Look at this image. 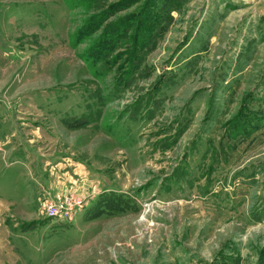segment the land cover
Listing matches in <instances>:
<instances>
[{
    "label": "rangeland",
    "instance_id": "374dc122",
    "mask_svg": "<svg viewBox=\"0 0 264 264\" xmlns=\"http://www.w3.org/2000/svg\"><path fill=\"white\" fill-rule=\"evenodd\" d=\"M166 1L150 33L162 0H0L1 108L85 173L79 215L3 231L0 264H264V3Z\"/></svg>",
    "mask_w": 264,
    "mask_h": 264
},
{
    "label": "crops",
    "instance_id": "0c3cea01",
    "mask_svg": "<svg viewBox=\"0 0 264 264\" xmlns=\"http://www.w3.org/2000/svg\"><path fill=\"white\" fill-rule=\"evenodd\" d=\"M262 1L227 3L238 10L254 6L255 11ZM1 106L0 101V233H11L25 223H37L45 191L53 195L81 186L85 173L82 160L70 154L69 148L47 145L50 141L40 126L5 114Z\"/></svg>",
    "mask_w": 264,
    "mask_h": 264
},
{
    "label": "built area",
    "instance_id": "2783aa9c",
    "mask_svg": "<svg viewBox=\"0 0 264 264\" xmlns=\"http://www.w3.org/2000/svg\"><path fill=\"white\" fill-rule=\"evenodd\" d=\"M84 199L77 192L67 191L45 195L41 198L43 215L50 221L72 222L83 210Z\"/></svg>",
    "mask_w": 264,
    "mask_h": 264
},
{
    "label": "trees",
    "instance_id": "16d2710c",
    "mask_svg": "<svg viewBox=\"0 0 264 264\" xmlns=\"http://www.w3.org/2000/svg\"><path fill=\"white\" fill-rule=\"evenodd\" d=\"M167 1L166 0H162V3L159 5V7L157 8V6H152L153 7V11L150 13L151 17L149 18H153V22L155 24V28H150L146 23L147 21H141V25L140 26H144V29H151L150 33H155L157 31V29L159 28V30H162V27L164 25L165 20L167 19V16L170 15L171 11L173 9H171V6H168V4H166ZM168 6V7H166ZM171 18V16H170ZM171 21V19H170ZM162 33V32H161ZM113 40H107L106 38L102 40V52H98L95 55L99 54V56H103L105 55V53H108V48L117 45V42H112ZM106 42H110V43H106ZM128 197H124L122 195H118L116 193H111V194H106L103 196V198L101 200L98 201V205L100 208L101 213H105V214H111L114 213L115 210H119L120 207L123 206V201H128ZM127 203V202H125Z\"/></svg>",
    "mask_w": 264,
    "mask_h": 264
}]
</instances>
